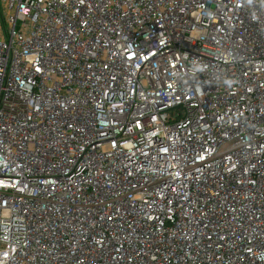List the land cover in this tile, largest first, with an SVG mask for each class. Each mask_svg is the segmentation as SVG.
I'll use <instances>...</instances> for the list:
<instances>
[{
  "label": "built area",
  "instance_id": "built-area-1",
  "mask_svg": "<svg viewBox=\"0 0 264 264\" xmlns=\"http://www.w3.org/2000/svg\"><path fill=\"white\" fill-rule=\"evenodd\" d=\"M0 264H264V0H0Z\"/></svg>",
  "mask_w": 264,
  "mask_h": 264
}]
</instances>
